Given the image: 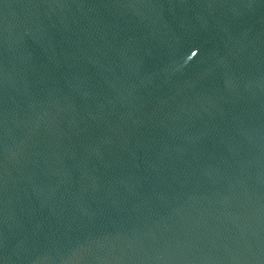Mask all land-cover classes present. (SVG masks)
<instances>
[{"label": "water", "instance_id": "1", "mask_svg": "<svg viewBox=\"0 0 264 264\" xmlns=\"http://www.w3.org/2000/svg\"><path fill=\"white\" fill-rule=\"evenodd\" d=\"M0 216L34 264H264V0H0Z\"/></svg>", "mask_w": 264, "mask_h": 264}]
</instances>
